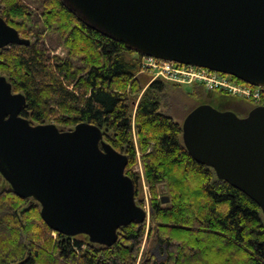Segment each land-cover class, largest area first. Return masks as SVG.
Returning a JSON list of instances; mask_svg holds the SVG:
<instances>
[{
  "label": "trees",
  "instance_id": "1",
  "mask_svg": "<svg viewBox=\"0 0 264 264\" xmlns=\"http://www.w3.org/2000/svg\"><path fill=\"white\" fill-rule=\"evenodd\" d=\"M0 3V14L30 39L0 50V74L26 97L21 115L36 124L101 127L104 139L127 155L126 174L137 199L140 179L131 169L136 131L152 211L149 226L146 221L123 226L116 243L105 246L86 234L55 231L43 219L40 203L27 206L29 198L0 190V264H264L260 205L191 155L182 125L161 110L158 95L167 81L154 80L133 115L141 53L93 27L65 0H45L41 17L22 0ZM49 32L58 33L67 56L54 54ZM160 184L168 186V207L158 194ZM146 236L156 241L163 259L150 250L140 259Z\"/></svg>",
  "mask_w": 264,
  "mask_h": 264
},
{
  "label": "water",
  "instance_id": "2",
  "mask_svg": "<svg viewBox=\"0 0 264 264\" xmlns=\"http://www.w3.org/2000/svg\"><path fill=\"white\" fill-rule=\"evenodd\" d=\"M88 23L143 55L203 66L264 85V0H65ZM1 9V3H0ZM0 16V50L29 44ZM26 97L0 74V174L41 205L55 231L112 246L118 230L145 222L129 159L81 122L61 130L21 115ZM183 142L219 179L243 190L264 215V106L247 117L210 103L182 125ZM167 202L169 197H163Z\"/></svg>",
  "mask_w": 264,
  "mask_h": 264
},
{
  "label": "rangeland",
  "instance_id": "3",
  "mask_svg": "<svg viewBox=\"0 0 264 264\" xmlns=\"http://www.w3.org/2000/svg\"><path fill=\"white\" fill-rule=\"evenodd\" d=\"M22 1L24 5H26L29 8L27 10L33 11L34 14H37L40 17L42 16L44 9L43 3L45 2V0H22ZM0 16L3 17L2 14H0ZM45 33L47 32H44V34ZM46 37L50 48L54 51V54H57L61 57L67 56L68 49L62 43V39L58 36V33L49 32L46 35ZM30 38L33 40V35ZM143 69H144V60H142V67L139 73L141 89L137 94H134V96H132L130 100V104L132 106V113L134 116L138 106L137 102H139L144 97L145 92L153 82L152 81L153 75L148 72H143ZM234 82L238 87L245 86V83L241 81L236 82L234 80ZM239 89L240 91H238L237 93H227L220 90H209L206 88V86L202 84H194L193 86L191 84H181L177 82L167 81L165 91L162 92L160 95H158V97L161 102L162 112L172 116L175 121L183 125L184 120L186 119L188 114L200 104L212 103L214 104V106H220L221 108L223 107L226 108V106L224 105V101L217 99L220 97L221 99H224V97L227 96L234 98L237 102L234 108H245L247 107V105H254V106L264 105V93L263 94L261 93V95L258 96L254 90L246 92L243 88H239ZM58 127L61 130L72 129V128H65L63 126H58ZM134 141L137 148V156H136L137 159L131 169L133 173L139 176L140 179L138 197L136 200L137 203L143 208H145V210L147 211L146 223L147 226H149V224L152 221L151 193H150V187L146 179L145 168L142 161V152L140 151L139 148V143H138L139 138L136 131L134 133ZM9 188H11L10 183L0 174V190L9 189ZM158 194L161 199H163V197L165 196L170 197L168 186L166 184H160L158 186ZM162 205L163 207H168L171 204L167 201V202H162ZM86 238L88 239L89 237L86 236ZM149 250L155 255H157L158 259L160 260L165 257V255L162 253L163 251L161 252L159 246L156 244V241L149 239L148 236H146L143 241V245L140 253V259L144 256L145 252Z\"/></svg>",
  "mask_w": 264,
  "mask_h": 264
},
{
  "label": "built area",
  "instance_id": "4",
  "mask_svg": "<svg viewBox=\"0 0 264 264\" xmlns=\"http://www.w3.org/2000/svg\"><path fill=\"white\" fill-rule=\"evenodd\" d=\"M143 60V72L152 74V81L161 79L193 86L194 84H202L209 90H220L227 93H237L240 91L239 88H243L246 92L254 90L258 96L264 93V86L245 83L244 87H238L234 80L236 82L240 80L236 77L202 66L184 64L148 55H144Z\"/></svg>",
  "mask_w": 264,
  "mask_h": 264
},
{
  "label": "flooded vegetation",
  "instance_id": "5",
  "mask_svg": "<svg viewBox=\"0 0 264 264\" xmlns=\"http://www.w3.org/2000/svg\"><path fill=\"white\" fill-rule=\"evenodd\" d=\"M225 96H227V95H225ZM213 97H215V96H213ZM217 99H220V100L224 101V105L226 106V108L225 107L221 108L220 106H215L216 108H218V109L221 108L220 110H232L239 117H247L251 113V111L254 110L256 107L264 106V105H259V106L247 105V107H245V108H234V106L237 103L234 98L227 96V97H224V99H221V97L217 98ZM212 105L214 106V104H212Z\"/></svg>",
  "mask_w": 264,
  "mask_h": 264
},
{
  "label": "bare ground",
  "instance_id": "6",
  "mask_svg": "<svg viewBox=\"0 0 264 264\" xmlns=\"http://www.w3.org/2000/svg\"><path fill=\"white\" fill-rule=\"evenodd\" d=\"M148 193V192H147Z\"/></svg>",
  "mask_w": 264,
  "mask_h": 264
}]
</instances>
